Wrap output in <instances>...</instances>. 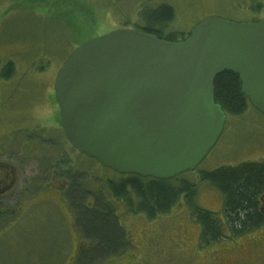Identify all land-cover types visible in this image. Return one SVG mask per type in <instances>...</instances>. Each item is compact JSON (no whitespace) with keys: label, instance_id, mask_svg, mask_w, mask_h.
<instances>
[{"label":"rangeland","instance_id":"rangeland-1","mask_svg":"<svg viewBox=\"0 0 264 264\" xmlns=\"http://www.w3.org/2000/svg\"><path fill=\"white\" fill-rule=\"evenodd\" d=\"M143 1L0 0V60L16 63L11 78H0V162L24 166L19 192L8 194L0 205L4 210L0 264H75L78 251L87 243L65 193L73 183L106 193L107 179L120 174L73 147L67 138L65 169L72 182L66 191L58 197L63 186L51 181L48 187H26L24 194L25 177L33 183L39 175L36 170L43 166L37 155L50 149L54 156L59 148L51 142L41 147V142L31 140V133L38 123L57 120L54 82L68 56L90 38L117 28H134L140 22ZM159 2L174 7L170 26L174 30L188 31L213 15L236 20L264 17L252 9L254 2L263 0H153ZM51 135L65 140L55 129ZM247 161H264V114L252 103L242 114L227 115L223 132L205 158L179 175L196 183L198 205L223 218L221 193L200 173ZM108 196L131 245L99 264H264V224L237 237L226 231L222 239L204 244L199 224L183 199L169 212L149 218L129 212L121 201Z\"/></svg>","mask_w":264,"mask_h":264},{"label":"water","instance_id":"water-1","mask_svg":"<svg viewBox=\"0 0 264 264\" xmlns=\"http://www.w3.org/2000/svg\"><path fill=\"white\" fill-rule=\"evenodd\" d=\"M239 74L264 114V17L207 16L179 41L117 28L81 43L54 82L62 126L81 152L119 173L168 179L195 169L226 114L214 80Z\"/></svg>","mask_w":264,"mask_h":264},{"label":"trees","instance_id":"trees-1","mask_svg":"<svg viewBox=\"0 0 264 264\" xmlns=\"http://www.w3.org/2000/svg\"><path fill=\"white\" fill-rule=\"evenodd\" d=\"M252 9L264 15V0L254 2ZM138 14L140 22L135 24L134 29L161 39L179 41L190 33V29L170 28L175 18L171 4L144 0ZM15 73L16 63L13 60H0V78L9 79ZM214 96L216 103L230 115L244 113L251 104L242 89L239 74L232 71L216 76ZM119 174L118 178L107 179L106 193L102 188H89L83 183L71 184L65 193L74 213L75 225L87 242L78 251L75 264H99L108 257L124 253L131 245L128 232L121 224L108 194L121 201L129 212L144 213L149 218L169 212L183 199L199 224L200 242L204 244L222 239L226 231L236 237L264 223L260 202L264 195V161H247L201 171V179L209 181L222 195L223 218L197 204L196 183L181 175L159 179L135 173ZM89 198H92L91 204Z\"/></svg>","mask_w":264,"mask_h":264},{"label":"flooded vegetation","instance_id":"flooded-vegetation-1","mask_svg":"<svg viewBox=\"0 0 264 264\" xmlns=\"http://www.w3.org/2000/svg\"><path fill=\"white\" fill-rule=\"evenodd\" d=\"M233 20H236L233 18ZM56 106H57V110L56 112L54 111L53 114L56 115L57 120L55 122H51V121H47L46 123H38L37 124V128H35L34 132H32V136H31V140L32 141H39L42 144L39 143V145L42 147L45 146V144H47L48 142H51L52 144H58L59 148L57 149V154L56 155H51L49 153V150H47L48 152L43 153V155H37V159L41 162V164L43 165L42 167L39 168V170H36V173H38L39 175L37 176L38 179H35L33 183H31V181L33 180H29L27 177H25V183L24 184V191L23 193L25 194V188L27 187L28 189H30L31 185L35 184L38 187H41V185L43 187H48V183H50L51 181H53V183H61V186H63V189L60 191L59 196L61 195V193L66 191V187L68 184H70L72 182V177L71 175L69 176L67 173V170L65 169V162H66V151H65V143H66V139H67V135L66 132L62 126L61 123V118H60V113H59V105L57 102ZM227 115L230 114H226V118ZM57 124V125H56ZM56 125V126H55ZM57 130L59 132H61L64 137L65 140H57L55 136L51 135V132ZM74 147V146H73ZM44 150H46L44 148ZM34 151V150H33ZM40 151L36 153H39ZM41 153V152H40ZM32 154V153H30ZM51 164L54 165V167L52 169L51 168ZM49 166L45 167V166ZM23 164L18 163V164H14V163H9L7 161H1L0 162V205L3 202L4 198L7 197V195H13L16 192H19L20 189V185L21 183H23L22 181V177L24 175V170H23ZM119 173V172H118ZM51 174V176H50ZM52 184V182H51ZM65 184V185H64ZM27 189V193L30 192V190L28 191ZM34 192V190H33ZM8 195V196H9ZM263 196L261 198V209L262 212L264 213V201H263ZM4 212L3 209L0 208V214L2 215ZM264 224V223H263ZM261 226V225H260ZM258 227V226H257ZM255 227V228H257ZM254 229V228H253ZM251 231V230H250ZM249 232V231H248ZM237 237V236H236Z\"/></svg>","mask_w":264,"mask_h":264}]
</instances>
